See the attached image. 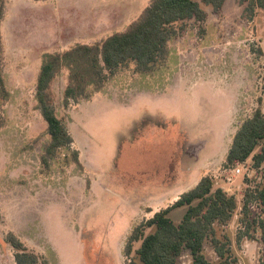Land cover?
Segmentation results:
<instances>
[{"label":"rangeland","instance_id":"374dc122","mask_svg":"<svg viewBox=\"0 0 264 264\" xmlns=\"http://www.w3.org/2000/svg\"><path fill=\"white\" fill-rule=\"evenodd\" d=\"M0 1L8 92L0 100V264H15L8 233L47 264H127L131 230L199 175L236 196L232 219L216 234L230 241L237 264H258L259 232L242 236L240 210L246 188L263 181L264 165L253 169L249 158L227 167L224 159L241 123L256 108L264 113V12L249 16L246 3L225 0L215 13L196 0L206 19L185 21L151 72L130 63L99 89L85 79L84 97L67 106L70 67L62 65L48 94L79 164L61 150L47 166L41 156L49 136L35 100L43 54L124 31L150 0ZM184 211L170 212L175 224ZM251 212L264 216L254 205ZM203 252L217 263L209 240ZM179 261L193 264L188 253Z\"/></svg>","mask_w":264,"mask_h":264},{"label":"trees","instance_id":"16d2710c","mask_svg":"<svg viewBox=\"0 0 264 264\" xmlns=\"http://www.w3.org/2000/svg\"><path fill=\"white\" fill-rule=\"evenodd\" d=\"M224 1L200 0L215 13L222 8ZM240 1L246 3L244 11L249 16L256 9L264 12V0ZM3 16L4 4L0 1V24ZM191 19L197 22L206 19L205 11L196 0H150L139 17L124 31L115 32L100 43L77 44L62 53L43 54L36 80L35 100L46 124L49 142L44 147L41 161L48 166L49 160L59 151L71 150L72 138L57 117L48 94L50 83L62 65L70 67V83L63 93V104L67 106L70 100L76 101L84 97L85 79L92 81L99 89L109 75L130 63L134 64V71L137 73L151 72L153 66L165 58L169 40L182 32L183 23ZM1 59L0 32V100H3L8 92ZM71 154L73 161L79 164L77 151L71 150ZM249 158L253 169L264 165V113L260 108H256L234 133L224 165L235 167L244 164ZM253 205L264 213V177L263 181L246 188L240 210V221L244 227L242 236L256 239L255 236H250L249 231L259 232L261 249L258 264H264V216L257 214L251 217ZM180 207H184L185 211L180 222L175 224L170 212ZM237 207L235 195L221 187L214 188L212 177H201L193 188L179 195L171 205L155 212L151 218L131 230L125 245V255L130 256L127 264H181L179 258L183 253H188L193 264H210L203 252V245L207 240L216 254V264H237L230 241L225 236L218 237L215 228L226 225ZM148 229L150 231L146 232ZM5 241L14 250L15 264H47L28 251L14 234L8 233ZM134 243H139V246L133 250Z\"/></svg>","mask_w":264,"mask_h":264},{"label":"crops","instance_id":"0c3cea01","mask_svg":"<svg viewBox=\"0 0 264 264\" xmlns=\"http://www.w3.org/2000/svg\"><path fill=\"white\" fill-rule=\"evenodd\" d=\"M201 178V176L199 175V176H196V178H194L193 177V183H191V184H189L187 187H185L186 188V191H188L189 189H191V188H193L196 184H197V182L199 181V179ZM186 191H184V189H180V190H178L177 191V193H176V195H175V193L174 194H172V195H170V196H168V197H170L169 198V200L167 199L166 200V198L165 197H162L163 199H164V201H167V203L166 204H168V203H170L171 202V204L173 203L172 201H176V199L179 197V195H181L182 193H184V192H186ZM174 195V196H173ZM167 207V205L166 206H164V208H166ZM163 208V209H164ZM152 217V216H151ZM260 243V242H259ZM261 246V245H260Z\"/></svg>","mask_w":264,"mask_h":264},{"label":"built area","instance_id":"2783aa9c","mask_svg":"<svg viewBox=\"0 0 264 264\" xmlns=\"http://www.w3.org/2000/svg\"><path fill=\"white\" fill-rule=\"evenodd\" d=\"M234 171H235V173H239L240 172L238 168H236Z\"/></svg>","mask_w":264,"mask_h":264}]
</instances>
